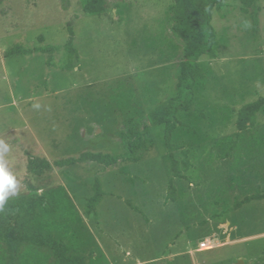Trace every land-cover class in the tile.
<instances>
[{
    "label": "rangeland",
    "instance_id": "obj_1",
    "mask_svg": "<svg viewBox=\"0 0 264 264\" xmlns=\"http://www.w3.org/2000/svg\"><path fill=\"white\" fill-rule=\"evenodd\" d=\"M172 0H105L88 16L80 0H0V140L18 190L32 194L43 182L26 172L29 156L50 162L80 153L122 152L127 120L175 95L183 44L170 30ZM217 57L199 61L211 73L199 100L215 124L198 121L199 136L183 134L172 153L187 151V172L171 177L163 126L148 127L137 162L105 167L85 162L53 167L47 188L61 187L84 224V264H264V200L232 210L235 201L264 194V154L247 168L233 166L214 147L233 136L239 109L264 97V0L243 11L227 1L213 10ZM68 26L77 52L64 68ZM13 45L48 49L5 58ZM50 57L49 64L46 63ZM220 114H224L221 123ZM253 130L264 136V111ZM95 181L102 199L85 215ZM5 203V204H6ZM19 226L0 213V264H58L47 247L2 240Z\"/></svg>",
    "mask_w": 264,
    "mask_h": 264
},
{
    "label": "trees",
    "instance_id": "obj_2",
    "mask_svg": "<svg viewBox=\"0 0 264 264\" xmlns=\"http://www.w3.org/2000/svg\"><path fill=\"white\" fill-rule=\"evenodd\" d=\"M227 1L238 2L246 11L257 0H172L169 8L170 30L183 44V58L179 63V72L175 86V95L157 103L147 113L132 117L125 123L120 140L122 152L117 155L85 151L77 157L50 162L45 158L29 156L26 172L43 182V187L33 188L29 197L21 196L9 200L0 213L8 216L19 226L20 237L14 239L12 229H8L3 241L8 247L18 248L21 242L37 247H47L57 259L58 264H84V253L89 241L84 234L81 216L75 210L68 195L61 187L47 188L48 173L53 167L65 168L85 162L97 163L105 167L118 162H137V150L142 146L148 127L163 126L165 147L168 150L171 177L167 184L166 199L174 201L176 188L173 178L182 176L189 170L187 151H181L182 158L177 160L172 153L175 142L183 134L198 137L197 122L206 120L215 124L213 113H205L199 100L210 76V69L199 59L217 57L216 33L211 25L212 11L221 10ZM82 12L88 16H100L105 12V0H80ZM68 41L64 68L73 69L77 52L73 47V31L68 26ZM52 53L48 49H24L13 45L4 52L5 58L29 56L33 52ZM50 57L46 63L49 64ZM264 111V97L242 106L236 117V132L214 142L218 153L230 157L233 166L247 168L256 155L264 154V136L253 130L257 115ZM224 114H220L224 123ZM102 199L100 185L95 181L93 195L84 205L85 215H96V207ZM264 200V194H252L233 203L232 210L253 201Z\"/></svg>",
    "mask_w": 264,
    "mask_h": 264
},
{
    "label": "clouds",
    "instance_id": "obj_3",
    "mask_svg": "<svg viewBox=\"0 0 264 264\" xmlns=\"http://www.w3.org/2000/svg\"><path fill=\"white\" fill-rule=\"evenodd\" d=\"M8 152L9 145L0 140V209L18 190L17 178L9 170V161L5 158Z\"/></svg>",
    "mask_w": 264,
    "mask_h": 264
},
{
    "label": "water",
    "instance_id": "obj_4",
    "mask_svg": "<svg viewBox=\"0 0 264 264\" xmlns=\"http://www.w3.org/2000/svg\"><path fill=\"white\" fill-rule=\"evenodd\" d=\"M234 264H245L244 263V261H242V260H238L236 263H234Z\"/></svg>",
    "mask_w": 264,
    "mask_h": 264
}]
</instances>
